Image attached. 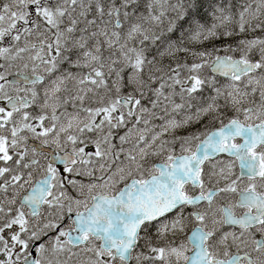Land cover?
I'll list each match as a JSON object with an SVG mask.
<instances>
[{
	"label": "snow or ice",
	"instance_id": "obj_1",
	"mask_svg": "<svg viewBox=\"0 0 264 264\" xmlns=\"http://www.w3.org/2000/svg\"><path fill=\"white\" fill-rule=\"evenodd\" d=\"M0 264H264V0H0Z\"/></svg>",
	"mask_w": 264,
	"mask_h": 264
}]
</instances>
